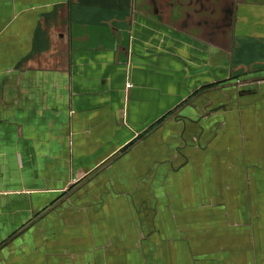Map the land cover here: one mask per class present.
Here are the masks:
<instances>
[{"label":"crops","instance_id":"0c3cea01","mask_svg":"<svg viewBox=\"0 0 264 264\" xmlns=\"http://www.w3.org/2000/svg\"><path fill=\"white\" fill-rule=\"evenodd\" d=\"M0 264H264V0H0Z\"/></svg>","mask_w":264,"mask_h":264}]
</instances>
